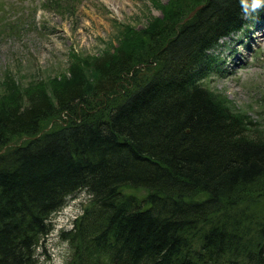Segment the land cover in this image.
<instances>
[{"label": "trees", "instance_id": "1", "mask_svg": "<svg viewBox=\"0 0 264 264\" xmlns=\"http://www.w3.org/2000/svg\"><path fill=\"white\" fill-rule=\"evenodd\" d=\"M6 5L0 32H14ZM158 6L145 33L77 56L69 78L0 79V264H39L53 215L81 190L80 213L59 231L64 264H264L253 209L264 131L203 84L220 41L264 21V6Z\"/></svg>", "mask_w": 264, "mask_h": 264}, {"label": "rangeland", "instance_id": "2", "mask_svg": "<svg viewBox=\"0 0 264 264\" xmlns=\"http://www.w3.org/2000/svg\"><path fill=\"white\" fill-rule=\"evenodd\" d=\"M2 1H7L6 22H19L14 32H0V79L9 73L22 84L40 79L49 84L74 74L77 56L88 59L113 52L136 33H145L154 17L163 16L158 5L167 0ZM215 55L218 69H210L204 86L252 122L251 128L255 123L264 131V21L250 22L244 30L222 39ZM87 197L85 191H78L53 215V229L44 248L37 250L39 264H64L69 248L59 231L71 226L70 220L80 213ZM253 198V209L264 214V191L254 193Z\"/></svg>", "mask_w": 264, "mask_h": 264}, {"label": "clouds", "instance_id": "3", "mask_svg": "<svg viewBox=\"0 0 264 264\" xmlns=\"http://www.w3.org/2000/svg\"><path fill=\"white\" fill-rule=\"evenodd\" d=\"M241 4L244 11L247 13L249 9H251L252 11H256L264 6V0H251L250 4L247 2V0H241Z\"/></svg>", "mask_w": 264, "mask_h": 264}, {"label": "water", "instance_id": "4", "mask_svg": "<svg viewBox=\"0 0 264 264\" xmlns=\"http://www.w3.org/2000/svg\"><path fill=\"white\" fill-rule=\"evenodd\" d=\"M3 149H4V148H3ZM3 149H1L0 152L3 151Z\"/></svg>", "mask_w": 264, "mask_h": 264}]
</instances>
